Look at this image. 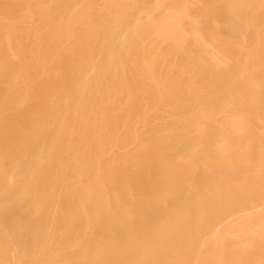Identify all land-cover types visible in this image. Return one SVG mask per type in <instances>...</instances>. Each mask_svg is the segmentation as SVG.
Instances as JSON below:
<instances>
[{"label": "bare ground", "instance_id": "6f19581e", "mask_svg": "<svg viewBox=\"0 0 264 264\" xmlns=\"http://www.w3.org/2000/svg\"><path fill=\"white\" fill-rule=\"evenodd\" d=\"M0 264H264V0H0Z\"/></svg>", "mask_w": 264, "mask_h": 264}, {"label": "rangeland", "instance_id": "374dc122", "mask_svg": "<svg viewBox=\"0 0 264 264\" xmlns=\"http://www.w3.org/2000/svg\"><path fill=\"white\" fill-rule=\"evenodd\" d=\"M201 15L203 14V12H199ZM245 42H247V41H245ZM216 55H219V52L218 51H216V53H215ZM199 110H200V108H199ZM202 110V109H201Z\"/></svg>", "mask_w": 264, "mask_h": 264}]
</instances>
